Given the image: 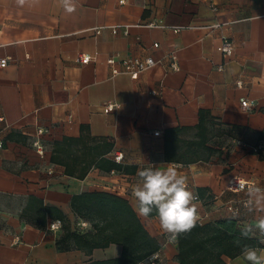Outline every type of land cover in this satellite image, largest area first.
Here are the masks:
<instances>
[{"label":"crops","instance_id":"0c3cea01","mask_svg":"<svg viewBox=\"0 0 264 264\" xmlns=\"http://www.w3.org/2000/svg\"><path fill=\"white\" fill-rule=\"evenodd\" d=\"M121 1L75 0L76 10L67 13L61 0H28L23 7L16 0H0V59H8L0 68V264H89L119 258L122 247L115 244L91 256L60 252L56 241L62 229L49 230L54 218L47 217L45 229L22 218L29 199L61 211L80 231L90 225L73 214L74 195L112 193L135 210L131 188L140 182L138 170L148 163L166 167L165 130L194 128L201 110L213 117L210 145L223 154L181 168L189 190L201 199L199 216L207 215V222L237 219L245 227L264 215L245 207L234 216L226 208L248 199V189H228L232 179L264 188V159L244 146L255 142L252 131H264V0H214L216 13L196 0ZM111 27H120L118 33ZM96 28H103L99 35ZM224 39L233 43L230 56L219 51ZM171 54L176 71L170 67ZM81 55L95 60L80 64ZM148 56L157 64L138 80L125 74L112 77L107 64L110 57L118 59L119 68L121 59ZM243 100L251 107L244 109ZM114 103L119 107L106 113L105 107ZM220 126L246 128L244 144L228 139L218 147L213 142ZM185 134L190 139L194 130ZM64 138L85 141L87 155L81 150L72 154L81 158L79 171L86 162L90 165L84 178L68 176L52 162L54 143ZM103 143L111 149L101 156ZM118 154L121 162L114 159ZM101 157L134 173L100 171L95 162ZM139 218L161 245L160 264H177L175 241L162 232L158 219ZM252 235L264 240L258 230ZM227 264L250 262L241 255Z\"/></svg>","mask_w":264,"mask_h":264},{"label":"trees","instance_id":"16d2710c","mask_svg":"<svg viewBox=\"0 0 264 264\" xmlns=\"http://www.w3.org/2000/svg\"><path fill=\"white\" fill-rule=\"evenodd\" d=\"M212 121L211 114L201 110L198 124L194 128L166 129L164 160L186 166L199 162H210L215 158L221 159L223 153L220 149L210 145L212 138H210L209 126ZM245 129L239 126H220L217 130L216 142L213 143L219 147L226 140L234 139L244 144L241 136ZM189 130H194L193 137L190 139L185 137V133ZM251 133L253 134L251 138L255 142L245 143L244 146H250L251 151L264 159V131H252ZM86 148L85 141L64 138L61 142L54 143L51 160L62 165L66 175L84 178L90 165L86 162V167L79 171V159L81 158L80 156L79 158L73 157L72 154L79 153L81 150L84 155H87ZM110 149L111 145L103 143L98 155L103 156ZM95 167L109 173L111 171L134 173V169L105 157L99 158L95 162ZM71 209L78 219L90 225L88 231L73 229L72 223L64 213L52 207H45L41 200L35 198L29 199L22 218L40 229L46 228L48 216L54 218L55 221H60L62 235L56 241L60 252L78 250L91 256L94 250L106 249L112 244L122 247L119 258L89 264H151L149 259L160 251V243L150 235L126 198L107 192H84L72 197ZM31 210H34V213ZM154 217H156L155 214L150 218ZM243 228L237 219L232 218L205 221L201 225L196 224L189 232L180 234L175 240L177 264H227L228 260L242 255L245 245L264 249V243L261 241L263 238L255 237L252 233L249 237H244L241 235Z\"/></svg>","mask_w":264,"mask_h":264},{"label":"clouds","instance_id":"9594fccd","mask_svg":"<svg viewBox=\"0 0 264 264\" xmlns=\"http://www.w3.org/2000/svg\"><path fill=\"white\" fill-rule=\"evenodd\" d=\"M28 0H16L23 7ZM64 10L72 13L76 10L75 0H61ZM182 165L169 163L166 167H158L148 163L147 167L138 170L140 182L131 188L135 199L136 213L142 218H150L155 214L160 229L175 240L180 234L189 232L200 219L198 197L189 190L187 177L181 172ZM248 199L244 206L249 211L264 213V188L255 181H247ZM59 223V221H55ZM264 235V215L254 224L246 225L241 235L249 237L253 230ZM262 250L245 245L242 249L244 259L250 264H264Z\"/></svg>","mask_w":264,"mask_h":264},{"label":"built area","instance_id":"2783aa9c","mask_svg":"<svg viewBox=\"0 0 264 264\" xmlns=\"http://www.w3.org/2000/svg\"><path fill=\"white\" fill-rule=\"evenodd\" d=\"M196 1H202V2H206L209 4L211 10L216 13L218 12L219 8L217 6V4L214 2V0H196ZM123 3V0L121 1ZM153 26V24H151ZM215 27H219V25H216ZM120 27H111V30L113 32V34H117L118 33V30H119ZM103 28H96L95 29V32L97 35L100 34L101 30ZM180 28H175L173 29V31L175 33H178L180 32ZM155 48H158L159 45L158 44H155L154 45ZM219 51L224 55V56H230L232 55L233 53V43L229 40V39H224L220 48H219ZM170 67L173 71H176L178 69V66H177V59H176V56L171 54L170 56ZM94 57L92 56H89V55H81L77 62L80 63V64H88L92 61H94ZM118 59L116 57H110L108 60H107V64L108 66L111 68V75L112 77H115L117 75H121V74H125V75H128L132 80H138L139 77L146 71H148L149 69L153 68L156 64H157V61L154 57L152 56H148L146 58H125V59H121L119 60L120 61V65L121 67L118 68L117 66V61ZM8 65V59H0V68H5L6 66ZM237 85L239 87H241L242 83L241 82H238ZM241 106L244 108V109H247V108H250L251 107V103L249 101H246V100H243L241 102ZM119 106L117 104H108L106 107H105V112L106 113H110V112H113L114 110H116ZM39 133H42L41 131H39ZM157 136L160 135L159 132L156 133ZM35 146L39 149V150H42V147L39 143V141H36L35 143ZM4 147V141L1 140L0 138V148H3ZM254 150H257V149H254ZM41 154L43 151H40ZM122 154H118L114 159L115 161L117 162H121L122 161ZM181 165V164H179ZM229 190L233 193H237V192H240V191H244L246 189H248L249 185L247 183V181H244L242 179H232L230 182H229V186H228ZM197 196V194H195ZM198 197V196H197ZM247 200V199H246ZM244 200V201H246ZM198 201H200L199 197H198ZM244 201H240V202H230L226 205V208L228 209V211L234 215V216H237L241 213V211L243 210V208H245L244 206ZM207 218V215H200V219L199 221L197 222L198 225H201L205 222ZM58 221V220H56ZM82 227H85L86 226V223H82L81 224ZM61 228V222L59 221V223H55L52 222L50 225H49V230L50 231H57ZM170 240L172 241H175L173 239L170 238ZM264 242V240H263ZM150 263L151 264H160V254L159 253H156L154 254L150 259H149Z\"/></svg>","mask_w":264,"mask_h":264},{"label":"rangeland","instance_id":"374dc122","mask_svg":"<svg viewBox=\"0 0 264 264\" xmlns=\"http://www.w3.org/2000/svg\"><path fill=\"white\" fill-rule=\"evenodd\" d=\"M263 242V240H261ZM264 243V242H263Z\"/></svg>","mask_w":264,"mask_h":264}]
</instances>
